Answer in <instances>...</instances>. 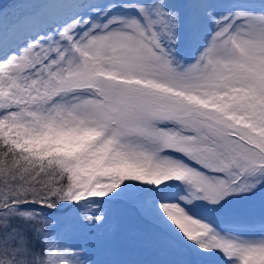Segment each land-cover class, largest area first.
<instances>
[{"label": "snow or ice", "instance_id": "snow-or-ice-1", "mask_svg": "<svg viewBox=\"0 0 264 264\" xmlns=\"http://www.w3.org/2000/svg\"><path fill=\"white\" fill-rule=\"evenodd\" d=\"M0 264H264V0L0 5Z\"/></svg>", "mask_w": 264, "mask_h": 264}, {"label": "rangeland", "instance_id": "rangeland-1", "mask_svg": "<svg viewBox=\"0 0 264 264\" xmlns=\"http://www.w3.org/2000/svg\"><path fill=\"white\" fill-rule=\"evenodd\" d=\"M31 1L32 0H0V5H9V6L20 5V4L22 5L24 2L30 3ZM41 1L43 0H33V3L41 2Z\"/></svg>", "mask_w": 264, "mask_h": 264}, {"label": "bare ground", "instance_id": "bare-ground-1", "mask_svg": "<svg viewBox=\"0 0 264 264\" xmlns=\"http://www.w3.org/2000/svg\"><path fill=\"white\" fill-rule=\"evenodd\" d=\"M34 2H35V1H34ZM41 2H43V1H41ZM24 3H25V2H24ZM24 3H23V4H24ZM30 3H33V0H32ZM25 4H29V3H25ZM20 5H21V4H20Z\"/></svg>", "mask_w": 264, "mask_h": 264}, {"label": "trees", "instance_id": "trees-1", "mask_svg": "<svg viewBox=\"0 0 264 264\" xmlns=\"http://www.w3.org/2000/svg\"><path fill=\"white\" fill-rule=\"evenodd\" d=\"M3 163V161L2 160H0V164H2Z\"/></svg>", "mask_w": 264, "mask_h": 264}]
</instances>
